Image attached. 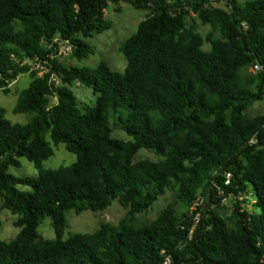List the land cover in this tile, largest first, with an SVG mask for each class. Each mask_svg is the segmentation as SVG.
Wrapping results in <instances>:
<instances>
[{
    "label": "trees",
    "instance_id": "1",
    "mask_svg": "<svg viewBox=\"0 0 264 264\" xmlns=\"http://www.w3.org/2000/svg\"><path fill=\"white\" fill-rule=\"evenodd\" d=\"M119 1L0 0V91L31 76L13 109L30 115L26 123L8 120L0 105V211L20 228L0 240V264H162L167 256L171 264H264V113L247 114L264 99V0H124L148 12L120 44L123 71L57 58L56 40L79 60L94 54L87 39L111 27L105 10ZM191 9L210 25L206 35L188 25ZM255 64L261 69L250 71ZM75 83L92 89L94 106H80ZM118 126L131 139L115 137ZM60 143L76 160L44 168ZM142 149L158 158L136 159ZM20 157L37 178L9 171ZM166 190L175 200L137 223ZM200 195L206 203L189 238ZM227 197L234 209L223 216ZM115 199L127 209L117 224L63 238L68 211H103ZM45 217L55 238L39 232Z\"/></svg>",
    "mask_w": 264,
    "mask_h": 264
},
{
    "label": "rangeland",
    "instance_id": "2",
    "mask_svg": "<svg viewBox=\"0 0 264 264\" xmlns=\"http://www.w3.org/2000/svg\"><path fill=\"white\" fill-rule=\"evenodd\" d=\"M212 5L215 7H226V0H213ZM147 12L146 10L135 9L129 2L124 0L110 3L105 10V18L111 22V27L102 33H95L94 36L87 39L94 47L95 53L88 58L79 60L77 57H74L71 45L61 43L57 51V58L68 65L73 64L77 66H95L101 61H106L111 68L123 71L127 65V59L119 49L120 44L137 30L139 23L147 16ZM187 23L188 25H195L196 30L203 35H206L210 31V25L203 24L198 18L197 13L192 9L187 15ZM205 48L209 49V44H206ZM38 71L40 75L44 73L42 69H38ZM250 71L254 72L256 68H250ZM53 79L57 84L61 83L57 76H54ZM30 81L31 76L28 73H24L10 84L11 91L9 94H4L0 91V105L6 109V118L13 123H26L30 118L28 113H15L13 111L19 93L29 86ZM72 90L78 97L82 108L95 105L96 97L91 88L75 83L72 86ZM53 101H56V99L53 98ZM259 113H264V99L255 102L247 110L249 116H254ZM113 135L123 140L131 139V136L119 126L115 129ZM53 147L54 154L44 161V168L55 169L63 165H69L76 160V154L68 151L64 143L53 145ZM140 158L156 160L158 155L150 150L142 149L136 156V159ZM19 160V166H10L9 171L12 174L19 177H38L39 171L33 162L26 157H20ZM17 187L23 191L32 190V188L27 185H18ZM174 200L175 193L171 190H166L149 211L136 215L137 223L154 219L169 202ZM1 203L2 197L0 195V206ZM233 209L234 199L232 197H227L223 199L221 208H219L218 211L223 216H229ZM126 213L127 209L124 208L117 199L113 200L111 205L103 211L93 212L86 210L77 214L73 210H70L67 213L68 225L64 230L63 238L67 239L70 235L78 232H94L104 222L117 224ZM16 218L17 216L8 209L0 211V240L9 241L18 234L20 228L14 224ZM39 232L45 238H55L56 235L52 226L51 217H45L42 220L39 226Z\"/></svg>",
    "mask_w": 264,
    "mask_h": 264
},
{
    "label": "built area",
    "instance_id": "3",
    "mask_svg": "<svg viewBox=\"0 0 264 264\" xmlns=\"http://www.w3.org/2000/svg\"><path fill=\"white\" fill-rule=\"evenodd\" d=\"M56 41L59 44L58 47L56 48V52L58 51V48H59V46H60L61 43H67V44H69L68 42H63V41H60V40H56ZM25 63L31 64L33 70L38 71V69H42V70H44V72L47 71V68L41 62H31L30 60H25ZM254 67L256 68V70L261 69V65H259V64H255ZM38 73H39V71H38ZM229 178H230V175L227 176L226 183H229V181H230ZM223 199H225V198H223ZM205 203H206L205 197L200 195V196H198L195 199L193 205L191 206V216L193 217V226L190 229L189 238H192V235L194 233V230H195V228L197 227V225L200 222V219H201V209L205 206ZM162 264H171V257L170 256H167Z\"/></svg>",
    "mask_w": 264,
    "mask_h": 264
}]
</instances>
